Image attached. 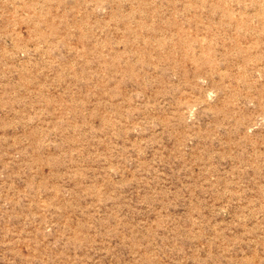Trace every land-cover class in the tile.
Returning <instances> with one entry per match:
<instances>
[{
    "label": "rangeland",
    "instance_id": "1",
    "mask_svg": "<svg viewBox=\"0 0 264 264\" xmlns=\"http://www.w3.org/2000/svg\"><path fill=\"white\" fill-rule=\"evenodd\" d=\"M0 264H264V0H0Z\"/></svg>",
    "mask_w": 264,
    "mask_h": 264
}]
</instances>
